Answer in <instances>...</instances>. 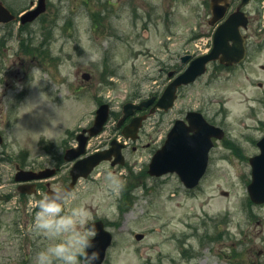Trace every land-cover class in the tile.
<instances>
[{
    "label": "rangeland",
    "instance_id": "1",
    "mask_svg": "<svg viewBox=\"0 0 264 264\" xmlns=\"http://www.w3.org/2000/svg\"><path fill=\"white\" fill-rule=\"evenodd\" d=\"M27 1L5 0L19 10ZM257 6L247 7L251 16ZM50 8L52 23L0 30L12 28L7 50L0 45V193L11 194L0 202V264H34L35 254L50 243L31 230V205L45 194L46 181L20 200L15 164L37 170L57 160L59 170L47 181L63 187L71 163L57 156L91 124L100 102L110 104L111 115L88 141V153L113 138L124 140L116 122L125 102L161 94L168 79L158 62L183 69L179 55L195 56L212 41L210 11L201 0H51ZM259 17L263 30L264 11ZM262 30L241 64L226 69L210 63L205 74L178 90L169 111L148 115L138 139L127 140L124 165L103 161L78 180L71 191L78 199L68 208H83L89 221L102 220L113 235L102 264H264V203H252L246 188L248 159L258 153L256 141L264 134ZM82 72L90 78L84 80ZM189 109L226 129L194 192L174 173L156 178L147 172L173 120ZM108 173L124 182L119 195L109 188ZM136 233L144 237L136 240Z\"/></svg>",
    "mask_w": 264,
    "mask_h": 264
},
{
    "label": "water",
    "instance_id": "2",
    "mask_svg": "<svg viewBox=\"0 0 264 264\" xmlns=\"http://www.w3.org/2000/svg\"><path fill=\"white\" fill-rule=\"evenodd\" d=\"M247 0H243L244 4ZM216 0H212V19L211 23L219 20L223 14V7H218ZM44 9V3L39 1L38 6L30 11L25 12L21 16V22L33 20ZM13 15L0 2V21H9L13 19ZM246 16L241 11H236L227 16L216 28L211 50L203 55L197 56L190 60L188 66L165 87L162 94L150 109L152 112L156 107L167 110L172 107L176 98L178 86L193 82L199 75L205 72L206 64L211 60L218 59L219 62L229 65L241 61L245 57L244 35L240 33L239 27L246 25ZM189 55L182 57V62L189 59ZM173 72H169L168 76H172ZM84 79H88L89 75L82 74ZM154 100V97L141 101L138 104L127 102L123 105V115L118 120L117 126H120L125 118L131 115L134 109L139 110L147 107ZM109 117V105L107 103L100 104L95 110L93 124L88 128H83L77 135V146L67 149L64 153L65 161H74L69 169L70 181L63 189L71 191L77 180L82 177L86 178L90 172L103 160H110L112 166L123 164L124 158L121 152L122 143L112 140L110 147L98 150L93 153H86L87 140L98 134ZM145 116H134L129 123L122 128V134L125 137L136 139L138 129ZM188 125L182 119L174 121L172 128L169 130L163 145L157 149L148 164V173L154 176H160L168 172H176L188 187L197 185L200 177L203 175L207 161L208 150L212 146L211 137H221L222 129L220 127L209 124L202 114L198 111H189L186 115ZM87 133V134H86ZM2 136L0 134V143ZM259 153L249 158L251 165V181L247 185L250 199L254 203L264 202V135L257 141ZM55 173L53 168H45L39 171L18 169L15 174V180L25 182L29 180H37L47 178ZM21 192L32 193L35 191L34 183H22L18 186ZM51 189L47 190L46 194ZM226 194V192H223ZM94 224L96 236L94 237L95 250L99 253L98 260L95 264H101L105 258V252L112 240L111 233L104 228L101 220L90 222ZM136 239H141L142 234H136ZM93 249H88L91 252Z\"/></svg>",
    "mask_w": 264,
    "mask_h": 264
},
{
    "label": "clouds",
    "instance_id": "3",
    "mask_svg": "<svg viewBox=\"0 0 264 264\" xmlns=\"http://www.w3.org/2000/svg\"><path fill=\"white\" fill-rule=\"evenodd\" d=\"M106 179L109 188L119 195L124 182L111 173ZM77 199V193L54 186L31 205L35 210L31 230L50 242L35 254L34 264H95L98 260L94 246L97 233L94 224H89L88 213L81 207L68 208Z\"/></svg>",
    "mask_w": 264,
    "mask_h": 264
},
{
    "label": "flooded vegetation",
    "instance_id": "4",
    "mask_svg": "<svg viewBox=\"0 0 264 264\" xmlns=\"http://www.w3.org/2000/svg\"><path fill=\"white\" fill-rule=\"evenodd\" d=\"M1 1L12 13H14L16 15V19L19 20V14L21 13V11L17 12L19 8H17V9L13 8L11 5L6 3L5 0H1ZM13 1H15V0H13ZM37 1L38 0H28L26 2V5L23 6V8H24L23 10H28V9L33 8L37 4ZM217 1L221 2L220 4H226L225 16L229 15L230 13H232L238 9L247 14V18H248L247 26H246L245 30L242 29V32L246 35V49L248 52L249 47H251V45H250L251 38L253 37V35H259L260 34V32H258L257 30H262L258 26L257 21L260 20L259 14H262V12L264 11V0H248V2L243 6H240V4L242 3L243 0H217ZM201 2L205 6L207 4V7L210 9L211 0H201ZM84 3L88 4L89 1L84 0ZM252 3H258V6L256 8L257 13L254 14V16H251L253 14L252 13L249 14V12L247 11V7H249V5H251ZM50 4H51V0H45V10L43 11V13L40 14L33 22L25 24V25L31 26V24L38 23L42 20H48V21H50L49 23L54 22L56 17H55L53 10H51V8H50ZM209 11L211 14V10H209ZM49 15H51L52 17H49ZM205 15H206V13L204 12V18H205ZM262 21H263V25H264V18ZM14 23H15V21L7 22V23H0V30H4L6 27H8ZM25 25H23V26H25ZM212 28H213V26H212ZM262 31L264 32V28ZM196 36L197 35L195 34V37ZM11 37H12V28H10V27L8 28L7 32H3L2 34H0V45H2L3 51L7 50L5 45H6V43H8L10 41ZM182 56L183 55H181L179 57L181 58ZM234 67H235V65L225 67V68L226 69H232ZM170 69L179 70L180 67L175 68L174 64L169 66V65H167L166 62H160V69H159L160 71L163 72L165 70L168 71ZM147 111H148V109H144L143 111H139V113L140 114L147 113ZM207 119L210 123L215 124V125H219L225 129V126L221 121L217 122L214 119H212L211 117L207 118ZM54 164H55L56 168H58L57 164L56 163H54ZM4 197H5V195H4ZM7 199L8 198L6 197L5 200H7Z\"/></svg>",
    "mask_w": 264,
    "mask_h": 264
}]
</instances>
